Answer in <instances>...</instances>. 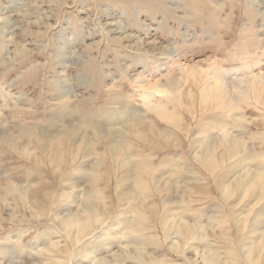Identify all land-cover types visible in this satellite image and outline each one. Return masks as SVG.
Here are the masks:
<instances>
[{"label":"rangeland","instance_id":"1","mask_svg":"<svg viewBox=\"0 0 264 264\" xmlns=\"http://www.w3.org/2000/svg\"><path fill=\"white\" fill-rule=\"evenodd\" d=\"M0 264H264V0H0Z\"/></svg>","mask_w":264,"mask_h":264},{"label":"bare ground","instance_id":"2","mask_svg":"<svg viewBox=\"0 0 264 264\" xmlns=\"http://www.w3.org/2000/svg\"><path fill=\"white\" fill-rule=\"evenodd\" d=\"M255 81L257 80V79H255V78H253ZM221 85V84H220ZM147 99H148V97H147ZM148 102V104H150L151 103V101L149 100V101H147ZM113 148H115V146L113 147ZM179 229V228H178ZM191 230V232H192V229H190Z\"/></svg>","mask_w":264,"mask_h":264}]
</instances>
